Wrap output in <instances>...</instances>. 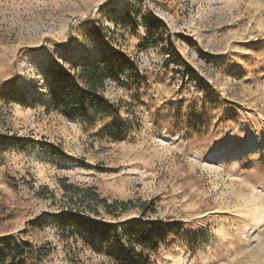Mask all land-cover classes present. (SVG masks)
Here are the masks:
<instances>
[{
  "label": "rangeland",
  "instance_id": "rangeland-1",
  "mask_svg": "<svg viewBox=\"0 0 264 264\" xmlns=\"http://www.w3.org/2000/svg\"><path fill=\"white\" fill-rule=\"evenodd\" d=\"M109 49L135 67L103 106L47 111L49 68ZM0 79V237L28 264H118L59 232L62 178L130 203L121 229L180 223L150 264H264V0H0Z\"/></svg>",
  "mask_w": 264,
  "mask_h": 264
},
{
  "label": "trees",
  "instance_id": "trees-1",
  "mask_svg": "<svg viewBox=\"0 0 264 264\" xmlns=\"http://www.w3.org/2000/svg\"><path fill=\"white\" fill-rule=\"evenodd\" d=\"M163 23L158 18L149 21L154 29H159ZM134 67L132 58L118 49L103 51L92 61H76L69 68L52 66L47 79L52 82L53 89L46 109L69 117L85 116L92 108L102 107L107 101L110 82L120 80L126 70ZM13 82L0 79V87L11 86ZM60 183L67 200L54 221L59 232L64 238L81 237L87 245L104 252L118 264H150L151 251L160 247L165 235L163 227L171 226L167 229L169 233L182 230L176 221L165 223L146 217V209H142L140 217L128 220L121 229L118 222L105 220L103 214L116 217L118 210L127 209L130 203L110 201L96 185L84 186L68 182L67 178H62ZM142 244L149 245L150 252L140 250ZM31 248L29 242L20 243L13 236H1L0 264H28Z\"/></svg>",
  "mask_w": 264,
  "mask_h": 264
}]
</instances>
